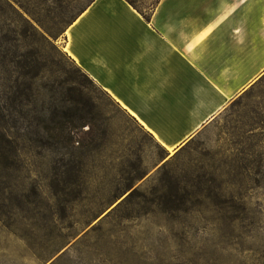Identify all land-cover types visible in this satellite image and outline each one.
Here are the masks:
<instances>
[{
    "label": "rangeland",
    "instance_id": "rangeland-1",
    "mask_svg": "<svg viewBox=\"0 0 264 264\" xmlns=\"http://www.w3.org/2000/svg\"><path fill=\"white\" fill-rule=\"evenodd\" d=\"M92 1L0 0V107L22 144L0 182V264H264V75L168 151L66 52Z\"/></svg>",
    "mask_w": 264,
    "mask_h": 264
},
{
    "label": "crops",
    "instance_id": "crops-1",
    "mask_svg": "<svg viewBox=\"0 0 264 264\" xmlns=\"http://www.w3.org/2000/svg\"><path fill=\"white\" fill-rule=\"evenodd\" d=\"M66 52L166 150L264 75V0H93Z\"/></svg>",
    "mask_w": 264,
    "mask_h": 264
},
{
    "label": "trees",
    "instance_id": "trees-1",
    "mask_svg": "<svg viewBox=\"0 0 264 264\" xmlns=\"http://www.w3.org/2000/svg\"><path fill=\"white\" fill-rule=\"evenodd\" d=\"M129 1V0H128ZM133 6V2L129 1ZM138 8L137 6H135ZM139 9V8H138ZM141 10V9H140ZM29 91L26 93L27 96V103H24L25 106L33 105L29 111L32 113V111L39 110L37 106V97L34 93V84L29 83L28 85ZM35 97V99H34ZM22 102V101H21ZM21 106V107H20ZM20 106H15L14 109H24V106L22 103ZM53 105L50 104L47 107L44 106V109L41 110L42 116L40 117L38 123L35 125L34 134L36 137L34 139H31L32 145L38 147L40 143H43L45 140V136H39L40 130L46 132L50 137L53 135V131L56 129L55 122L56 120L53 118L56 115V108L52 107ZM53 114L52 118L50 115ZM82 120L83 118L77 117L74 119H69V122H74V120ZM34 122H31L30 125H33ZM60 124V123H59ZM63 122H61V126L63 127ZM16 127V125H12L9 121L6 120V113L2 108L0 107V182L4 179V172H9L10 169L15 168L18 166L20 157H21V137L17 134V132H14L13 129ZM39 127V128H38ZM37 128L39 130H37ZM58 128V127H57ZM91 129V128H90Z\"/></svg>",
    "mask_w": 264,
    "mask_h": 264
},
{
    "label": "bare ground",
    "instance_id": "bare-ground-1",
    "mask_svg": "<svg viewBox=\"0 0 264 264\" xmlns=\"http://www.w3.org/2000/svg\"><path fill=\"white\" fill-rule=\"evenodd\" d=\"M66 50V49H65ZM173 149H171V151H172Z\"/></svg>",
    "mask_w": 264,
    "mask_h": 264
}]
</instances>
